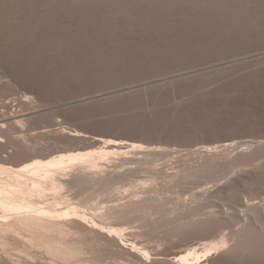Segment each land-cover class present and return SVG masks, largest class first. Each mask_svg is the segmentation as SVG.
Segmentation results:
<instances>
[{"label":"rangeland","instance_id":"rangeland-1","mask_svg":"<svg viewBox=\"0 0 264 264\" xmlns=\"http://www.w3.org/2000/svg\"><path fill=\"white\" fill-rule=\"evenodd\" d=\"M43 156L92 242L0 264H264V0H0V164Z\"/></svg>","mask_w":264,"mask_h":264},{"label":"bare ground","instance_id":"bare-ground-1","mask_svg":"<svg viewBox=\"0 0 264 264\" xmlns=\"http://www.w3.org/2000/svg\"><path fill=\"white\" fill-rule=\"evenodd\" d=\"M133 155H131V157ZM134 157L135 158L132 157L133 160L132 158L125 159L126 157L124 159H120L118 160L119 163L117 166H110L108 167L107 170L109 172L110 171L114 172L115 170L118 172L121 170V168L123 167L125 163H130L132 166L131 162H134L133 164L136 165L137 167V164L135 163H139V160H136L139 158H136V156ZM87 164H89V160L83 158L82 156L69 157V158H62V157H45L44 158L43 156L42 159L41 158L38 159L34 157L24 158L20 161L18 160V162L15 164L14 167L0 164V245H2L4 249L6 245L7 247H9L7 244V241H8L7 239H8V236L10 235L12 239H13V236L14 237L16 236L17 237V238L15 237L16 239L23 240L24 246L23 247L21 246V248H23L21 250L26 252V254L23 253L24 257L25 255L27 256L34 255L33 254L34 249L43 250V253L45 252L44 255L46 253H47L46 255L49 254L47 257L51 256L53 260H56L58 258V260L61 259L62 262L65 261L66 263L71 262L70 260H73L75 258H79L80 256H82V254L86 251V249H88V246L86 248V244L87 243L89 244L88 241L92 242L91 241L92 238L88 237L87 238L88 240L86 241L85 239H82L80 236H77V235L78 233H83V232L84 234H86L85 232H87V229H88V233L91 234V232L93 231V227H91L90 225L92 224L94 225L95 224L94 219L97 218L96 214H94L97 212L95 211L93 207H92L93 211L95 212H93L92 209H89V211L87 212L86 210V213L84 214L83 211H85V209L82 210V212L77 208L74 209V207L76 206L79 207V204L76 206L74 204L72 205L73 202L82 203L84 199L82 200L81 198H83V196H86L87 194H84V193L81 194V193L82 192L86 193V191L89 189V185L88 187L83 188V184L85 183V185H87V183H90L89 180L92 177H94V174H89L87 172L86 170ZM119 168L120 170H117ZM102 170H104L103 167H97L98 172ZM79 186L80 187L82 186L83 188V190L81 189L82 191L80 190ZM74 188L76 189L79 188L77 190L79 191L78 192L79 195H76L78 193L76 189ZM92 188L93 187H91L90 190ZM72 192L76 194L74 195ZM90 192H93V189ZM90 192H87V193L91 194ZM76 196L78 197L76 198ZM86 201L84 203H86ZM89 202H91V199H89ZM81 205L82 204H80V206ZM83 205L86 206L85 204ZM88 208L90 207H87V209ZM75 210H77L76 212L80 211L81 213H75ZM129 210L131 211V209ZM132 210L136 211L135 209H132ZM140 210L141 209H139V211ZM137 211H138V208H137ZM114 212L115 213L117 212L115 214L116 216L117 214L120 215L121 213L117 210ZM82 213L83 215H81L80 217L78 216L79 221L78 220L76 221L75 220L76 219L75 216H77L76 214L79 215ZM81 220L84 222H82ZM93 220H94V223H93ZM85 225L90 226L91 230H89V227H87L86 229ZM84 229L86 230L84 231ZM90 234H87V235L90 236ZM93 235H96V232ZM100 235L101 233L98 235V237ZM11 238L10 240H12ZM100 238L105 240L104 235H102V237ZM110 239H112V242H113V238H110ZM114 239L116 240V238ZM16 242L17 240L15 241V244ZM84 242L86 243L85 248H84ZM115 243H118L121 246L122 242L120 243L119 241ZM4 244L6 245L3 246ZM2 247H0V249ZM125 248H126V244H125ZM131 248H133V246ZM127 249L128 251L130 250L129 248ZM133 250L132 252H134ZM0 251H2V249ZM3 252L5 253L4 250ZM22 252H21V255H22ZM35 254H37V252H35ZM2 255L1 257H3ZM5 255H7V252L5 253ZM8 256L9 255H7V257ZM35 256L37 257V255ZM18 258H19V255H18ZM26 258L29 260L28 257ZM24 259H21L20 257L19 261L18 259H16L17 261L11 260V264L12 262L14 264H18L19 262L21 263V261ZM32 264H34V262Z\"/></svg>","mask_w":264,"mask_h":264}]
</instances>
